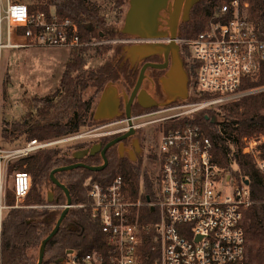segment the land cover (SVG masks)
<instances>
[{
	"label": "built area",
	"instance_id": "1",
	"mask_svg": "<svg viewBox=\"0 0 264 264\" xmlns=\"http://www.w3.org/2000/svg\"><path fill=\"white\" fill-rule=\"evenodd\" d=\"M248 10L245 0H224L212 7L201 32L180 41L193 74L189 98L107 124L112 134L125 133L130 127L135 131L154 128L144 158L142 154V167L153 184L151 192L124 174L114 175L107 184L89 178L85 182L88 202L71 204L69 209H79L98 223L103 249L68 250L43 264L245 263L242 223L252 204L249 181H238L228 167L218 164L212 142L198 124L180 122L264 93V85L243 88L244 82L254 85L264 74V35L249 20ZM20 29H25L20 36L28 46L81 49L91 45L82 40L69 17L60 19L55 12L31 16L25 3L6 0L3 14L0 3V58L4 48L14 46L11 40ZM203 94L207 98L199 100ZM81 137L52 142L32 139L14 147H4L0 138V229L7 211L25 207L32 186L29 174L9 173V166L41 149ZM243 152L252 157L264 186V133L244 138ZM8 176L9 189L5 187ZM228 185L230 194L225 192ZM7 190L15 200L13 206L6 204ZM151 231L155 247L145 249Z\"/></svg>",
	"mask_w": 264,
	"mask_h": 264
},
{
	"label": "trees",
	"instance_id": "2",
	"mask_svg": "<svg viewBox=\"0 0 264 264\" xmlns=\"http://www.w3.org/2000/svg\"><path fill=\"white\" fill-rule=\"evenodd\" d=\"M103 1L100 5L92 0H35L33 4H25L31 16L40 13L49 15L53 10L60 19L69 17L85 42L92 40L114 42L127 39L121 33L122 25L119 26L117 23L124 18L128 0ZM217 1L201 0L194 6L191 19L185 25V30L183 29L185 32L183 38H193L204 29L212 5ZM245 1L248 3L249 20L259 33L264 35V0ZM109 10L113 12V23L106 19L105 14ZM19 31L23 33L25 29ZM88 49L89 47H84L73 52L76 56L66 64L58 86L50 95L31 96L28 100V110L20 120L12 122L2 120L0 138L5 145L18 146L22 137L42 142L76 135L99 124L93 120L98 101L93 94L87 98L90 90L95 95H101L110 83H117L121 87L133 86L137 74L127 67L116 70L113 65L107 63L95 69H86L87 63L83 54L87 53ZM122 49V45H117L116 55L120 54L119 62H122ZM192 83L191 71L189 88ZM261 85H264V74L254 85L244 82L243 88ZM206 98L207 96L203 94L199 100ZM204 112L192 120L180 123L198 124L210 138L213 156L218 164L228 167L238 181L243 178L249 181L252 204L244 213L242 223L246 239L244 264H264V186L252 157L243 152L244 138L264 133V93L248 96L217 110ZM212 115L215 117L214 122L211 120ZM92 144L78 143L68 150L56 147L41 149L9 167V173L17 168V171L29 174L32 186L25 207L12 208L2 218L0 264L37 263L40 244L50 234L64 210L62 206L66 205L65 195L51 183L50 173L54 169L76 163L101 165L103 159L99 155L92 156L89 153ZM107 158L108 165L98 173L78 168L55 175L56 179L69 190L71 204L88 202L85 182L89 178L107 184L114 175L124 174L134 180L137 187L142 186L146 193L151 192L153 184L142 167V158L138 162H133L119 157L116 150ZM50 192L53 195L52 200L48 199ZM14 202L11 191L7 190L6 204L13 206ZM153 233L151 231L147 235L145 249L155 247L152 238L149 237ZM103 247V237L98 223L91 221L81 210L71 208L68 209L58 233L48 242L46 253L56 252L48 258L52 260L64 256L68 250L88 253L92 249Z\"/></svg>",
	"mask_w": 264,
	"mask_h": 264
},
{
	"label": "water",
	"instance_id": "3",
	"mask_svg": "<svg viewBox=\"0 0 264 264\" xmlns=\"http://www.w3.org/2000/svg\"><path fill=\"white\" fill-rule=\"evenodd\" d=\"M198 1L199 0H128L127 10L122 22L121 33L133 41H142V44L137 43L132 46L124 47L122 49V55L126 54L125 57L129 58L132 64H135V60L137 62H141L153 55H164L166 59L169 55L170 48L150 42L169 36V40L172 45H175V42L177 41L176 32L179 21L185 22L188 20L191 8L196 5ZM147 66L157 69L165 68H160L159 66L151 64L143 66L130 96L127 97L126 94H122L124 96L123 101L125 105L123 112L120 111L121 95L118 93L117 87H115L113 83L108 84L99 96L98 103L93 114L94 121H112L122 117L130 120V107L135 98H137V103L140 107L146 110L167 107L188 98L189 79L182 69L180 60H178L175 55L170 67L160 81L165 101L157 104L154 99L148 96L144 91H140L138 93L141 83L145 78L144 71ZM130 124L131 123H129V125ZM135 132L136 131L130 127L129 131L116 138L113 142L108 143L101 151L103 163L100 166H89L83 163H76L66 167L54 169L50 173L51 183L55 187L59 188L65 195L66 207L62 211L50 234L42 240L36 264H43L46 246L48 242L58 233L61 223L68 212L69 206L71 205L69 190L65 185L56 179L55 175L60 172H68L78 168H83L93 173L103 171L108 165V161L104 155L105 151L112 145L134 136ZM99 149L100 148L98 146H93L90 150V154H96ZM121 149L122 144L120 143L118 147L119 154H121ZM245 183L248 184V181H245ZM49 195L52 196V194Z\"/></svg>",
	"mask_w": 264,
	"mask_h": 264
},
{
	"label": "rangeland",
	"instance_id": "4",
	"mask_svg": "<svg viewBox=\"0 0 264 264\" xmlns=\"http://www.w3.org/2000/svg\"><path fill=\"white\" fill-rule=\"evenodd\" d=\"M22 3H26L27 5L35 3V0H16ZM93 2L100 5L103 0H92ZM201 0L198 1V3ZM224 1V0H223ZM223 1L218 0L212 7L216 4H221ZM1 3V14H3V10L6 7V0H0ZM197 3V4H198ZM196 4V5H197ZM195 5V6H196ZM53 12V10H51ZM106 19L113 23V12L110 10L105 14ZM123 21V20H122ZM122 21L117 24L122 25ZM115 23V22H114ZM185 30V29H184ZM187 30V29H186ZM2 34L4 37V27L2 29ZM20 31L16 30L15 35L11 40V44L13 47L4 48L1 52L0 58V131L2 127V120L7 121H18L28 110V100L31 96H47L50 95L54 89L58 86L59 81L61 79L62 73L66 67V64L72 60L76 56L73 52H76L80 49H67V48H54V47H37V46H28V42L21 38ZM189 39V38H188ZM117 41V40H115ZM91 45L88 46L89 49L84 53L85 61L87 63L86 69H95L100 67L103 64H111L115 67L116 70H119L121 67H124V62H119V55H116V47L117 45H122L117 42H111L107 40L102 41H90ZM117 44V45H116ZM124 46V45H123ZM106 47V48H104ZM116 55V56H115ZM115 87H118L119 84L113 83ZM190 90V88H189ZM93 97L99 99L100 95H95L91 90L89 91L87 98ZM189 98V97H188ZM208 111H205L206 113ZM137 113H144L141 111H136ZM158 117L155 115L154 117L143 118L137 120L136 122H145L150 119ZM215 121V117L213 118ZM101 124H97L90 128L82 130L80 133L76 135H82L81 138L75 139L68 142H62L58 144H54L45 149L56 147L62 149H69L78 143H93L91 147L97 145L95 142V135L101 131L99 130L95 132H90L95 128L101 127ZM112 129L111 127L107 128ZM154 128L152 126H147L144 129L138 131V135L140 134L146 145V149L150 146L149 135L152 134ZM1 134V132H0ZM64 139V138H62ZM57 139V140H62ZM2 141V140H1ZM29 141L26 137H22L20 139V144L26 143ZM51 141H43V142H52ZM4 147H11L16 145H5L2 141ZM144 150V154L145 151ZM143 154V158H144ZM79 156V154H77ZM23 159V158H22ZM20 160V159H19ZM18 161V160H17ZM16 162V161H15ZM13 162L11 165H13ZM10 165V166H11ZM9 166V167H10ZM13 170H17L14 168ZM10 179L5 180V187L9 189ZM227 194L232 192V186L228 185L225 189ZM49 194H52L51 192ZM48 194V199L52 200L53 195L50 196ZM5 215V214H4ZM56 253V252H54ZM54 253H46L43 258V262L50 258Z\"/></svg>",
	"mask_w": 264,
	"mask_h": 264
},
{
	"label": "flooded vegetation",
	"instance_id": "5",
	"mask_svg": "<svg viewBox=\"0 0 264 264\" xmlns=\"http://www.w3.org/2000/svg\"><path fill=\"white\" fill-rule=\"evenodd\" d=\"M194 6L191 8V10L189 12L188 20L185 22L179 21V24L177 27V32H176L177 41L175 42V45H172L171 41L169 40V36L168 37L166 36L165 38L160 39V40H155V41L150 42L153 44H157V45L159 44V45H163L165 47L170 48L169 55L166 59H165L164 55H153V56H150L141 62H137L135 60V64H132L130 59L125 57L126 54L122 55V62H124V64H125V65L123 64L124 67H127L129 70L133 71V73H136L137 76H136L134 84L131 88H129V86L121 87L120 85H118V87H117L118 93L121 95V107H120L121 112L124 111V107H125L124 101H123L124 96L122 94H126L127 97L130 96V94H131V92L135 86V83L137 81L140 70L145 65L151 64V65L159 66L160 68L165 67L162 69H159V68L157 69V68H151V67L147 66L146 70L144 71L145 78L143 79L141 86H140V89L138 91V93L140 91H144L148 96L152 97L157 104L165 101V96H164V93L162 91V85H161L160 81H161L162 77L165 75V73L167 72L168 68L170 67L171 62L174 58V55L177 57L178 60H180L182 69H183L185 75L189 79V74L191 72V66H190V63L188 61V53L186 51V47L184 46V44H181L180 41H182L183 39H186V38H183V36H185L184 35L185 32L183 29H184L185 25L191 19V14H192V10H193ZM162 31H164V30H162ZM137 43L142 44V41L136 42V41H133V40L127 38V39H125V41L123 40V42H119V44H122V48H124L126 46H132V45L137 44ZM188 88H189V84H188ZM154 109L155 108L150 109V110H146V109L141 108L140 105L137 103V98L134 99V101L132 102V105L130 107L131 116L136 111L150 112V111H154ZM120 119H123V117L118 118L117 120H120ZM97 123L103 124V125H101V128L99 130H104V131H101L95 135L96 138L94 140L97 143V145H95V146H98L100 149L94 155H99L101 157L102 149L105 148V146L108 143L113 142L116 138L122 136L124 133L112 134L113 128L107 130V128H109V126H107L109 121H101V122H97ZM99 130H97V131H99ZM120 143L122 144L121 154H119V150H118ZM135 146H136V148H135ZM91 148H90V150H91ZM145 149H146L145 141L140 134L138 135V131H136L134 136L129 137V138L123 140L122 142H118V143L112 145L110 148H108L105 151L104 155L108 161L107 156L111 155L113 153V151L116 150L119 157L125 158V159L133 161V162H138L140 160V158H142V154H143ZM89 153H90V151H89ZM98 166H100V165H98Z\"/></svg>",
	"mask_w": 264,
	"mask_h": 264
}]
</instances>
